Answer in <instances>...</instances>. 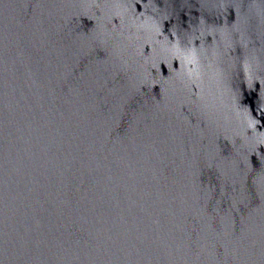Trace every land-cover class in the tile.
<instances>
[{
	"label": "water",
	"instance_id": "1",
	"mask_svg": "<svg viewBox=\"0 0 264 264\" xmlns=\"http://www.w3.org/2000/svg\"><path fill=\"white\" fill-rule=\"evenodd\" d=\"M0 264H264V0H0Z\"/></svg>",
	"mask_w": 264,
	"mask_h": 264
}]
</instances>
